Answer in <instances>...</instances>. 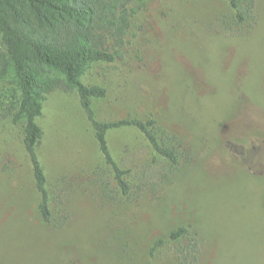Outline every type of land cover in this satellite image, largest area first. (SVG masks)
<instances>
[{"label":"rangeland","instance_id":"374dc122","mask_svg":"<svg viewBox=\"0 0 264 264\" xmlns=\"http://www.w3.org/2000/svg\"><path fill=\"white\" fill-rule=\"evenodd\" d=\"M137 5L122 54L82 79L107 88L95 102L100 119L154 116L177 163L139 130H112L116 161L142 189L133 201L105 197L103 178L115 182L78 95L52 91L37 119L38 154L52 203L59 193L64 202L59 225H46L10 114L18 85L9 69L0 77V264H264V0L256 22L239 25L227 0ZM179 226L187 233L169 238Z\"/></svg>","mask_w":264,"mask_h":264},{"label":"trees","instance_id":"16d2710c","mask_svg":"<svg viewBox=\"0 0 264 264\" xmlns=\"http://www.w3.org/2000/svg\"><path fill=\"white\" fill-rule=\"evenodd\" d=\"M143 0H0V34L5 52L0 54V77L12 69L18 85V95L9 106L12 120L22 125V144L29 157L35 189L39 195L37 206L46 225L58 226L54 215L64 202L59 193L57 205L53 202L54 189L38 154L44 131L38 123L43 114L46 95L55 90L76 92L81 107L94 129L99 151L108 166L115 186H102L104 196L116 201L139 197L142 184L133 185L128 179L130 169L116 161L109 132L133 127L139 130L148 146L167 163L175 164V147L160 138L165 130L154 116L141 118L123 116L100 119L95 102L107 96V88L100 83H86L82 77L87 68L97 63H109L122 54L132 28V20ZM234 11L235 22L252 23L255 0H227ZM254 20V21H253ZM226 26V21L219 18ZM220 25H222L220 23ZM1 107V103H0ZM144 179V178H143ZM136 188V189H134ZM139 188V190H138ZM59 203V204H58ZM187 233L184 226L172 230L169 238L178 240ZM164 243L156 239L150 254ZM187 258V257H185Z\"/></svg>","mask_w":264,"mask_h":264}]
</instances>
